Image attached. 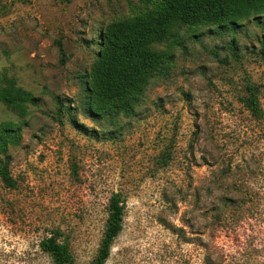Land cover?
<instances>
[{
	"label": "rangeland",
	"instance_id": "374dc122",
	"mask_svg": "<svg viewBox=\"0 0 264 264\" xmlns=\"http://www.w3.org/2000/svg\"><path fill=\"white\" fill-rule=\"evenodd\" d=\"M163 1L0 0V91L34 99H0V264H53L54 231L90 264L113 193L104 264H264V15L178 27L131 113L89 115L102 31Z\"/></svg>",
	"mask_w": 264,
	"mask_h": 264
},
{
	"label": "trees",
	"instance_id": "16d2710c",
	"mask_svg": "<svg viewBox=\"0 0 264 264\" xmlns=\"http://www.w3.org/2000/svg\"><path fill=\"white\" fill-rule=\"evenodd\" d=\"M251 14L264 15V0H164L155 13L139 16L107 26L98 42L91 73L92 103L89 115L118 108L131 113L135 94L146 85L153 72L168 53L158 46L165 40L176 42L178 27L213 25L216 29H234L238 21ZM258 19V17H255ZM0 99L17 106L25 99L33 102L26 92L12 87L0 91ZM255 114L253 101L247 102ZM94 112V113H93ZM12 132L7 123H0V136ZM8 158L0 159V181L6 187L15 186L8 168ZM124 203L119 193L108 202V215L96 257L90 264H104L110 247L122 229ZM58 231L43 237L39 248L48 253L53 264H73L69 245L58 239Z\"/></svg>",
	"mask_w": 264,
	"mask_h": 264
}]
</instances>
